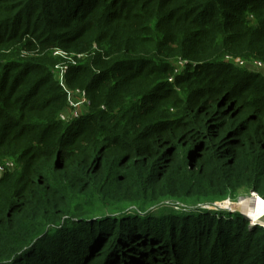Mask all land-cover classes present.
I'll return each instance as SVG.
<instances>
[{"label":"trees","instance_id":"obj_1","mask_svg":"<svg viewBox=\"0 0 264 264\" xmlns=\"http://www.w3.org/2000/svg\"><path fill=\"white\" fill-rule=\"evenodd\" d=\"M242 59L264 0H0V264H264V225L205 209L264 198ZM61 84L90 112L63 121Z\"/></svg>","mask_w":264,"mask_h":264},{"label":"rangeland","instance_id":"obj_2","mask_svg":"<svg viewBox=\"0 0 264 264\" xmlns=\"http://www.w3.org/2000/svg\"><path fill=\"white\" fill-rule=\"evenodd\" d=\"M55 54H58L57 58H59L60 61L55 63L54 66L52 67V68H54L53 74L56 77L57 76L62 77V80H63V75L66 74V71H67V67H65V66H66L67 62L72 60V58L71 57H64V56L62 58H60L61 52L59 53V51H57ZM247 60L248 59H244V61H247ZM43 62H45V61L43 60ZM183 63L185 64L184 61L180 62V65ZM235 63L237 64L238 62L235 61ZM257 67L259 70H262L260 72H262L264 74V62L259 61L257 63ZM61 86H62V90L65 92V94L67 96V105H66L65 109L61 112L60 118L62 115H65L66 111L69 112V114H67V117L71 116L70 119H67V120L62 119L63 121L68 122L71 119H73V115H71V113H70L71 109H73V111H72L73 113H75L76 111H79L80 113L90 112L91 104L89 103L90 101H89L88 93L86 90L78 89V88L73 89V88H70L68 85H62V84H61ZM76 114H78V113H75L74 116ZM2 163L3 164L0 163V166H4L5 171L2 173L0 172V178L7 171H10V172L15 171L16 163H15L14 159L6 158ZM7 164H10L11 166L8 167ZM253 193H255V194H253ZM254 195H258V194H256V192L244 193V194L239 195L237 199H229V200L225 201L224 203H220V204L216 205L217 207H215V206L212 208L206 207L205 209H207L209 211H215L216 213H218L220 210L229 211L232 213L239 210L240 212H243V214H244L245 211L247 212V210L252 208L254 201H250V199L253 198ZM262 202L264 205V201H262ZM259 203L262 204L260 201H259ZM180 207H182V205L174 206V209L177 210L178 212H181L182 208H180ZM202 207H204V206H202ZM243 207H246L245 211L243 210ZM263 212H264V210H263ZM260 219H262L261 221H263L264 217L258 218L257 220L259 221ZM257 220L255 218V220H253V221H257ZM261 221H259V222L261 224H263L264 222L262 223ZM253 223H255V222H253Z\"/></svg>","mask_w":264,"mask_h":264},{"label":"bare ground","instance_id":"obj_3","mask_svg":"<svg viewBox=\"0 0 264 264\" xmlns=\"http://www.w3.org/2000/svg\"><path fill=\"white\" fill-rule=\"evenodd\" d=\"M250 201H254L253 205H252V208L247 210V212L245 211L246 210V207H243V210L245 211V216H248L250 219L252 218L253 220H256L258 218H263L264 217V205H263V202L264 201L260 196L258 195H254L253 198L250 199ZM259 201L262 203L260 204ZM256 204V205H255ZM243 213V212H242ZM262 219H260L259 221H261ZM258 220L257 221H254V222H259ZM262 223L264 222L261 221ZM260 223V222H259ZM264 224V223H263Z\"/></svg>","mask_w":264,"mask_h":264},{"label":"built area","instance_id":"obj_4","mask_svg":"<svg viewBox=\"0 0 264 264\" xmlns=\"http://www.w3.org/2000/svg\"><path fill=\"white\" fill-rule=\"evenodd\" d=\"M258 62H259V60H255V61H252V62L241 60V61H239L237 64L240 65V66H242V67L249 68L250 70L260 72V71H262V70H259V69H258V67H257V63H258ZM261 73H262V72H261ZM72 111H73V109L70 110L71 115H73V119H74V118H79L80 116H83V115L86 113V112H85V113H80L79 111H76L75 113H78V114H76V115L74 116L75 113H73ZM67 114H69L68 111H66L65 115H62V116H61V119H63V120L70 119L71 116L67 117ZM7 166L9 167V166H11V165H10V164H7ZM4 171H5V167H4V166H0V172L2 173V172H4ZM253 194H255V193H253ZM255 223H259V222H255ZM259 224H261V223H259ZM262 225H264V224H262Z\"/></svg>","mask_w":264,"mask_h":264},{"label":"water","instance_id":"obj_5","mask_svg":"<svg viewBox=\"0 0 264 264\" xmlns=\"http://www.w3.org/2000/svg\"><path fill=\"white\" fill-rule=\"evenodd\" d=\"M257 194V193H256ZM263 200H264V198H262ZM224 203V202H223ZM218 205V204H217ZM254 221L252 220V223H253ZM253 224H255V223H253Z\"/></svg>","mask_w":264,"mask_h":264},{"label":"clouds","instance_id":"obj_6","mask_svg":"<svg viewBox=\"0 0 264 264\" xmlns=\"http://www.w3.org/2000/svg\"><path fill=\"white\" fill-rule=\"evenodd\" d=\"M248 217V216H247ZM249 218V217H248ZM250 219V218H249ZM251 221H252V218H251ZM259 224V223H258ZM262 225V224H261Z\"/></svg>","mask_w":264,"mask_h":264}]
</instances>
